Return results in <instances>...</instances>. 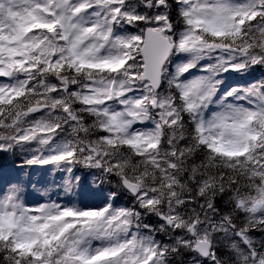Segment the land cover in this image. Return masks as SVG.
Wrapping results in <instances>:
<instances>
[{"label":"snow or ice","instance_id":"6c2138e0","mask_svg":"<svg viewBox=\"0 0 264 264\" xmlns=\"http://www.w3.org/2000/svg\"><path fill=\"white\" fill-rule=\"evenodd\" d=\"M0 264H264V0H0Z\"/></svg>","mask_w":264,"mask_h":264},{"label":"rangeland","instance_id":"374dc122","mask_svg":"<svg viewBox=\"0 0 264 264\" xmlns=\"http://www.w3.org/2000/svg\"><path fill=\"white\" fill-rule=\"evenodd\" d=\"M85 181L87 182V176L85 177Z\"/></svg>","mask_w":264,"mask_h":264}]
</instances>
